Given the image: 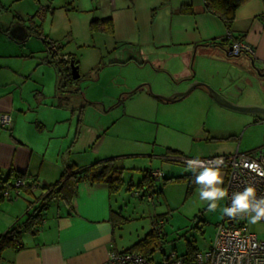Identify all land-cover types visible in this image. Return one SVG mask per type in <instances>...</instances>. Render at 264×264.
<instances>
[{
	"label": "crops",
	"instance_id": "0c3cea01",
	"mask_svg": "<svg viewBox=\"0 0 264 264\" xmlns=\"http://www.w3.org/2000/svg\"><path fill=\"white\" fill-rule=\"evenodd\" d=\"M75 1L77 5L73 9L83 7V11L91 15L90 19H111L112 32L105 34L109 41L104 44L117 55L110 60L111 64L145 67L151 60L153 66L159 68L175 60L169 70L173 83L165 94L171 95L188 87L191 81H179L180 77L177 78L174 72L179 73L180 67L177 64L185 69V64L191 63L195 71L192 81L208 84L225 99L238 105L264 106V70H258L255 66L264 63V18L261 19L264 16V0L243 2L236 9L230 29L218 17L206 11L204 0H88L87 10L85 6H80V1ZM43 7L44 12L39 13L44 16L42 24L36 20L39 9L34 10L35 15L26 19L21 15L11 17L10 20L7 18L8 23H14L9 27L15 28L14 34L8 33L9 37L12 40L21 38L15 44L12 42L14 45H20L30 38V29L41 31L44 37H49L51 26L43 28L42 25L52 22L55 10L51 6V9ZM69 34L74 39L72 30ZM228 35V40L222 45L221 42ZM236 39L252 46L254 54L228 55L226 48ZM166 56L171 59L165 61ZM204 61L209 65L208 71L206 69L204 72L206 75L196 68L197 63ZM77 65L81 73L79 61ZM44 67H49L53 72L50 73ZM33 69L40 83H50L51 92L45 91L43 86L38 88L39 85L30 91L26 86L30 74L23 75L7 64H0V114L5 113L11 117L8 124L0 125V187L4 181H12L16 175L23 177L27 183L16 200L0 199V233L24 220L26 213L39 204L44 187L60 181L65 166L73 164L86 169L93 163L107 159H116L118 162L119 158L105 154L101 148L102 130L97 128L98 131L93 129L88 132L89 128L84 124L85 113L94 106V100L86 94L82 96L90 101L83 99L80 87L71 85L75 81L62 83L59 69L52 62L51 56H45ZM7 70L12 73H7ZM143 81L147 80L136 78L121 90L130 89ZM145 89L139 87L137 90L149 97ZM193 90H198V94L220 110L240 114L233 115L237 125L228 123L229 130L220 134L238 143L231 152L221 154H231L236 148L242 151L239 142L245 137L244 128H253V135H258L260 140L257 146L245 151L264 146L261 142L264 133L254 127L262 123L264 116L225 108L216 103L203 86ZM154 91L163 93V90ZM36 94H40L41 98L50 97L49 102L45 99L35 104ZM174 157L180 160L175 161ZM181 158L163 155L164 163L161 167L164 168H156L162 171L159 178L192 175L191 171L186 170V164L181 162ZM119 166L124 169L123 164ZM224 184L225 181L223 189ZM146 192L138 187L131 196L148 197ZM120 200L119 195L110 192L105 182L79 181L73 188L69 202L58 199L54 212L47 209L48 212L41 213V224L35 234H23L19 247L2 251L0 264H107L106 255L110 250L124 251L150 231L146 233L143 230L137 237H131V240L124 239L118 233L121 223L127 220L123 216L124 207ZM155 217L150 219V228ZM158 248L150 256L156 261L167 253L159 245Z\"/></svg>",
	"mask_w": 264,
	"mask_h": 264
},
{
	"label": "rangeland",
	"instance_id": "374dc122",
	"mask_svg": "<svg viewBox=\"0 0 264 264\" xmlns=\"http://www.w3.org/2000/svg\"><path fill=\"white\" fill-rule=\"evenodd\" d=\"M78 1L80 6H85L87 10L88 0ZM76 5L75 0H0L2 11L0 13L2 22L0 64L9 65L17 73L30 74L26 82L27 89L30 91L39 85L38 88L43 86L45 91L51 92L50 83L48 85L46 82L40 83L36 74L33 73L37 62L45 56H50L49 46L43 42L44 35L41 31H37V34H31L25 42L14 45L16 41H21V38L16 37L12 40L9 37L8 33L14 34L15 28L9 27L14 23H8L7 18L10 20L11 17L16 18L17 15H21L26 19L40 6L54 8L55 17L52 22L42 25L43 28L51 26L49 37L46 38L48 41L53 40L62 45L58 54L67 53L80 62V78L71 85H75L76 88L79 86L81 96L86 94L95 102H93L94 106L85 113L84 124L89 128L88 132H92L93 129L98 131L97 128L102 130L100 132H104L101 148L106 152L105 154L119 156L117 163L124 166L121 175L124 180L114 194L119 195L124 207L123 216L127 220L121 223V228L117 229L118 233L123 235L124 239L131 240V237H137L143 230L147 233L150 229V219L159 216L164 220L161 237L163 251L174 250L177 255H185L188 244H192L199 251L207 249L213 240L217 225L226 217L221 211L223 207H226L225 198L217 202L216 211L208 212L209 202L199 198V186L194 183L189 189L188 180L185 177L155 179L152 182L154 191L146 192L148 197L139 198L131 196V193L139 187L138 184L143 180L146 171L164 168L161 167L164 163L162 156L170 151L183 158H201L231 152L238 141L221 137L220 134L229 130L228 123L232 122L234 124L232 126L237 125L236 121L234 123L233 115L240 114L220 110L221 108L210 104L203 95L198 94V90H192L185 97L173 102H166L155 97L154 95L169 96L165 92H168V88L173 83L169 70L172 69V63L175 60L169 61L171 58L166 56L165 61L169 62L160 65L159 68L153 66L151 60L145 67L134 64H111L110 60L117 55L112 52L111 47L106 48L104 45L109 41L106 38L109 34L90 31L88 20L91 15H87L83 7L79 10L73 9ZM36 16L38 24H42L41 20L44 16L37 13ZM38 29L40 30V25ZM71 30L74 39L69 34ZM93 46L96 48L94 49ZM60 55H57V58ZM177 63H179L178 60ZM208 66L206 61L196 64V68L203 73L206 69V72L208 71ZM177 67H180L178 72L184 69L180 64H177ZM44 68L49 69L50 73L53 72L49 67ZM176 72L174 73L178 78L179 75ZM139 77L147 81L138 83L130 89L121 90L126 84ZM138 85H141L140 89L146 88L150 96L145 97L140 94V90L130 94V91ZM154 89L163 90V93L155 92ZM49 98L46 96L41 98L40 94L39 96L36 94L35 104L45 99L49 102ZM82 98L85 99L84 96ZM85 100L90 101V99ZM104 104H106L105 107ZM75 113L77 116V112ZM254 127L258 129V132L264 133V122L255 124ZM252 130L253 128L243 129L245 137L239 142L242 151L249 150L260 143L259 136H254ZM261 142L264 144V139ZM221 172L224 183L227 171L221 169ZM148 174L152 177L150 172ZM220 187H223V184ZM57 203L58 199L52 198L49 200V206L42 212H54L57 209ZM235 220L236 222L246 221L248 228L257 233L259 239H264V222L258 221L252 224L248 222L247 217Z\"/></svg>",
	"mask_w": 264,
	"mask_h": 264
},
{
	"label": "built area",
	"instance_id": "2783aa9c",
	"mask_svg": "<svg viewBox=\"0 0 264 264\" xmlns=\"http://www.w3.org/2000/svg\"><path fill=\"white\" fill-rule=\"evenodd\" d=\"M38 15L45 8L40 6ZM41 13V14H39ZM59 44L49 41V49L57 55L60 52ZM230 56L241 53L252 56L254 50L243 40H232L226 48ZM66 58V54H61ZM258 70H264V63L255 65ZM10 115L0 114V125L10 122ZM221 158L223 163L219 166L227 171L224 190L226 191V207L231 204L234 193L243 192L246 187H253L257 198L264 197V146H259L252 151H239L237 148L231 154L213 155L199 158L205 166L215 167L211 162ZM189 157L181 158L184 164ZM152 177L159 178L162 171L155 169L150 171ZM27 187L24 178L16 177L9 184L0 188V199L16 200ZM49 190H46L47 193ZM44 193V194H45ZM232 221L229 224V221ZM264 222V219L260 220ZM162 217H155L151 229L157 237L163 235ZM162 243L159 244L161 247ZM161 253V252H159ZM107 264H264V239H259L257 233L252 232L246 221L236 222L235 219L224 217L216 227L213 240L209 247L203 251L197 250L192 259L177 255L174 250L162 254L159 260L144 256L134 251L110 250L106 255Z\"/></svg>",
	"mask_w": 264,
	"mask_h": 264
},
{
	"label": "trees",
	"instance_id": "16d2710c",
	"mask_svg": "<svg viewBox=\"0 0 264 264\" xmlns=\"http://www.w3.org/2000/svg\"><path fill=\"white\" fill-rule=\"evenodd\" d=\"M245 1L246 0H204V7L208 13L218 17L224 23V25L228 29H230L235 19L236 9ZM262 18H264V16H261V19ZM89 30L92 32L100 31L110 34L112 32L111 19H92L89 22ZM33 33L37 34V31H33L32 29H30L29 35ZM228 38L229 35L221 42V44L223 45L224 42L228 40ZM43 41L47 46H49V41L46 37H43ZM58 49L61 50V45H59ZM49 52L52 62H54L59 69L63 84L65 82H76L79 80L80 77H78L77 79H72L71 77L70 63L73 62L74 65H77V61L73 56L67 54L66 58H56L58 56L55 52L50 49ZM167 155L181 157V155L173 151H170V153H167ZM174 159L175 161L180 160L177 157H174ZM122 172L123 168L117 164L116 159H107L101 162H96L86 169H81L80 167H77L73 164L65 166L62 171L60 181L44 187L42 196L38 201L39 204L36 205V207H34L31 212L26 213V217L24 218V220H22V223L11 225L4 232L0 233V255L6 248L19 247L21 245L23 234H35L37 230L36 228L41 224V213L47 208L49 200L56 197L57 199H63L69 202L71 194L73 192V188L81 180H88L90 182H105L108 185L110 192L114 193L122 184ZM148 172L145 173L143 180L138 184V186L139 188L147 191H154L152 189V182L157 177H150ZM16 177L23 178L20 175H16L15 178ZM182 177H185L188 180V188H192V186L194 185V176L188 175L176 178ZM9 183V180L4 181V184L0 188ZM46 190L49 191L45 193ZM69 207L71 209V206ZM161 237H157L153 230L150 228V231L144 236V238L140 239L124 251H134L144 256L150 257L152 253L155 252L158 245L161 243ZM196 251L197 250L192 244H188L186 254L181 256L192 259Z\"/></svg>",
	"mask_w": 264,
	"mask_h": 264
},
{
	"label": "clouds",
	"instance_id": "9594fccd",
	"mask_svg": "<svg viewBox=\"0 0 264 264\" xmlns=\"http://www.w3.org/2000/svg\"><path fill=\"white\" fill-rule=\"evenodd\" d=\"M186 170L194 174V183L199 186V198L207 201L208 212L217 210L219 200L226 197V191L220 187L223 184L222 172L219 167L223 161L217 158L211 162L215 167L205 166L198 157L185 161ZM222 214L230 219H243L255 224L264 219V197L257 198L253 187H246L243 192L234 193L231 204L221 209Z\"/></svg>",
	"mask_w": 264,
	"mask_h": 264
},
{
	"label": "water",
	"instance_id": "95a60500",
	"mask_svg": "<svg viewBox=\"0 0 264 264\" xmlns=\"http://www.w3.org/2000/svg\"><path fill=\"white\" fill-rule=\"evenodd\" d=\"M70 68H71L72 79H77L79 77L78 66L74 65L73 62H71ZM178 75L180 77L179 81H187V82L191 81L186 89H184L182 91H176L169 96H162V95H154V96L161 98L164 101H173V100H176L178 98H181V97L188 95L195 87L203 86L207 89L209 95L214 99V101L216 103H218L219 105L225 107V108H228V109L233 110V111L241 112V113H252V114L264 116V106H261V105H238L236 103H233L232 101L225 99L221 94H219L217 91H215L208 84L201 82V81H192L195 77V71L192 68L191 63H186L185 69H183L182 72H179ZM140 86L141 85L134 87L130 91V93L136 91ZM262 122H264V120H262ZM231 222L232 221L230 220L229 224H231Z\"/></svg>",
	"mask_w": 264,
	"mask_h": 264
}]
</instances>
